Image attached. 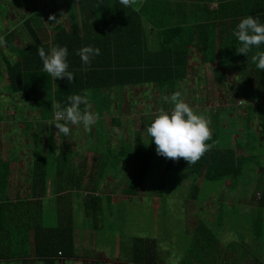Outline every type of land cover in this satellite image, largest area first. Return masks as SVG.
<instances>
[{
    "label": "trees",
    "instance_id": "obj_1",
    "mask_svg": "<svg viewBox=\"0 0 264 264\" xmlns=\"http://www.w3.org/2000/svg\"><path fill=\"white\" fill-rule=\"evenodd\" d=\"M200 1L203 3L198 2L188 6V11L186 10L185 15L183 14L185 23L176 21L174 27H164L166 31L162 37L160 53L151 56L150 54L154 51L149 52L148 57L152 69L145 68L144 70L142 59L138 60L139 63L135 58L138 52L142 53V46L138 45V42L133 51L136 54L129 61L123 57L105 58L103 56L102 58L98 55L91 60L90 65L85 66L76 54L78 48L89 44L98 46L111 56H113V52L121 53L120 51H124L126 47L123 41L124 36L134 28L126 31V28L123 29L119 22L107 28L106 18H110L111 21H132L140 20L141 15L139 14L140 11L135 9L120 7L119 0H115V2L113 0H67V7L72 6L75 9L71 11V15L69 13L67 16L69 24L66 25L62 19V16L65 15L63 10L61 12L55 11V22L51 24L50 39H44L48 27L40 28L36 20L29 15L20 26L23 41L17 37L14 31L9 32L4 39L18 56V59L11 61L8 57L6 58L7 69L6 71L0 70V85L5 84L6 88L13 93H22L23 99L35 103L42 110H50L55 101L64 104L67 96L73 93L82 94L89 80H92L90 87L105 90L115 85L139 84L151 80L164 88H176L179 87V81L187 77V71L183 65L188 63L187 57L191 45V48L201 54L204 63L213 64L219 82H222L224 78V71L237 72L235 75L238 78L240 95L255 102L253 106H250V111H254L261 120V141L264 143V71L257 69L251 60L252 55L264 50V44L259 47L254 46L247 55L238 53L235 48V45L238 46V42L232 35V30L244 16L258 17L259 21L264 23V0ZM215 3V8L209 6ZM0 8L1 12L4 13L5 4L3 2H0ZM169 9H172L171 5H169ZM78 12H80V19ZM169 13L170 10L167 11V15ZM96 20L101 21L97 23ZM189 23L193 25L190 32L187 28ZM140 24L141 22L138 23V26ZM184 31L185 36L190 35L185 37ZM51 45H66L68 47L69 70L74 73L72 81H68L66 77L53 80L47 73L42 72V61L37 53V48L44 47L47 51ZM130 49H133V46ZM180 55L183 57L180 58ZM167 56H169V61ZM124 61L135 63L138 67L129 70V64ZM167 62L169 66L161 67ZM113 119L116 120L117 118L114 117ZM216 120H218L217 116ZM219 135L217 140H215L214 135L213 139L211 137L209 141H206V143L211 144V147L194 163L188 164L182 157L175 160L167 158V166H170L168 171L176 168L183 171L191 170L195 171L197 178L203 176L204 182L224 181L232 178L230 180L233 183V180L237 179L247 169L251 160L237 156L231 148H223L222 143L226 144V139H220L223 132H220ZM53 147H56L55 139L52 141L51 148ZM163 157V155H158L156 150L140 148L133 166L132 178L129 180L130 186L138 189L140 184L146 180L154 162ZM65 159L63 157L62 162ZM103 160L106 161L107 157H104ZM13 162L7 156L0 159V193L6 191L8 187ZM110 162H112L111 156L107 163L110 164ZM57 164V160L51 161L50 157H39V159L34 160L33 179L35 187L32 193L35 196L42 198L45 195L48 175L46 168H52ZM66 166V162L63 163V167ZM236 188L238 187L232 184L229 189L234 191ZM259 196L261 202L258 210L261 217H248L253 219L250 225L254 226L251 229L256 237L263 234L261 223H264V193L259 194ZM195 197H198V194H195ZM7 199L0 204V208L6 212L8 217L7 220L2 221L1 228L6 227V221L9 228L6 231L12 233V237L15 235V230H19L20 227L27 228L29 233L25 231L22 234L25 236L24 240L29 242L30 231L36 228L34 234L36 255L48 256L59 251L67 256L75 254L74 227L69 224L72 222L70 218L67 219H70L69 223L61 224L53 230L54 235L41 234L38 229L43 226L38 227L37 225V212L42 210L41 207H33V202L30 200L13 203ZM89 199L93 202V204L90 201L87 203L88 206L92 207V209L88 207V215L93 223L92 227L104 225L105 223L99 217L100 198L91 193ZM34 203L41 206L39 200L34 201ZM13 205L16 207H12ZM225 218L220 210L214 221L215 226L209 225L205 220L198 223L194 242L189 251L185 253L181 264L184 262L185 264H246L247 260L252 259H248L249 251L241 246L244 245V241L228 244H224L222 241L219 234L220 230L226 229L224 227ZM133 239V246L130 251L132 255L129 253L132 264H154L158 253L157 238L135 235ZM256 258L259 261L260 257L256 256Z\"/></svg>",
    "mask_w": 264,
    "mask_h": 264
},
{
    "label": "crops",
    "instance_id": "obj_2",
    "mask_svg": "<svg viewBox=\"0 0 264 264\" xmlns=\"http://www.w3.org/2000/svg\"><path fill=\"white\" fill-rule=\"evenodd\" d=\"M16 1V0H15ZM53 0H21L22 7L16 8V12H14L15 17L21 16L20 13L22 10H39L34 9V7L43 9V7H46L49 11V16L55 17V11L61 12L63 10V13L65 14L62 16V19L66 25L69 24V20L67 18L69 12L67 11V0H61V5L56 8L55 10H52L50 5ZM115 2V0H113ZM198 2L203 3L200 0H135L134 4L131 7L125 8V9H135L137 11H140L139 14L141 15L140 20H112L110 18H106L107 21V28L112 27L116 25V23L119 22L121 27L123 29L126 28V31L130 30L132 27L134 28L132 31L127 33L124 37V43L126 44L124 51L119 52H113V56H111L108 52L101 49L100 56L103 58H115V57H123L126 60H132L135 56L134 49L136 48L135 44L142 46V53L136 54V60L142 59L143 62V70L145 68L152 69L151 63L149 62L148 54L150 51H154L151 53V56L158 55L161 50V43H162V37L164 32L166 31L165 26L168 27H174L176 25V21H179V23H185L184 21V12L188 11V6L190 4H197ZM17 5L19 6L20 3L17 1ZM5 4V3H4ZM157 4V6H156ZM165 5H167L165 7ZM169 5L172 6V9H169ZM212 8L216 7L215 4L209 5ZM13 6H8L5 4L4 13L0 12V18L2 17V20L0 22V41L3 40L6 37V35L14 31L17 34V37L19 36L18 33L20 32V26L23 24V21L29 17L27 16H21L23 19L16 24V26L10 30L7 31L6 28L9 26L15 18H12L9 16L8 12L12 9ZM69 7V6H68ZM120 7H123L122 5ZM79 10V8H78ZM170 10V13L167 15V11ZM79 19H80V12ZM185 15V14H184ZM31 16V15H30ZM152 18V19H150ZM49 19V18H48ZM66 20V21H65ZM104 20V19H103ZM49 21H54V18L52 20L49 19ZM81 21V20H80ZM97 23L101 20H96ZM141 22V24L138 26V23ZM193 23V22H192ZM192 23H189L187 25L188 31H191ZM54 24V23H50ZM186 28V27H185ZM125 31V32H126ZM190 35V34H189ZM188 35V36H189ZM185 36V31H184ZM185 36V37H188ZM23 41V39H21ZM133 46V49H130V47ZM190 50L188 52V63L187 65H183V67L187 71V77L185 79H188V73L194 72L196 69H200L201 66L198 68H193L194 65L191 66L192 59L197 60L199 58L200 53H198L195 49L191 48V45L189 46ZM10 48V47H9ZM11 49V48H10ZM12 50V49H11ZM168 54V53H167ZM175 56L177 54L173 53ZM180 58L183 57L182 55L179 56ZM202 57V56H201ZM167 59L169 61V56H167ZM128 61V69H135L138 67L135 63H131ZM140 63V61H138ZM207 66V64H205ZM169 66L168 62L166 64H163L161 67H167ZM7 69V68H6ZM1 70V69H0ZM6 71V70H1ZM197 71V70H196ZM85 74V73H84ZM87 76V74H85ZM184 80V79H182ZM180 80L179 82H181ZM92 80H89L86 83L85 90L89 94V110L96 113L99 117L97 122L91 126L90 130H87L85 133L82 130V126L80 130L72 132V128L70 125V133L66 137L63 136V134L60 135H54L51 131V124L54 120V105L47 110H42L40 107L39 116L35 118H30L28 120H21V124H19L20 127L23 128L24 133L27 134L31 129L38 130L36 133L31 134V137L33 139L32 143L27 141L26 146L28 147V150L33 152V161L35 159L44 158V157H50L51 161L57 160L58 164L55 165L52 168H46L47 170V179H46V187L47 191L45 195L42 198H39V196H35V194L32 193L34 186V179H33V172L31 171L30 164L23 163L21 159L19 158V153L24 150H20L19 152L16 150V167L13 168L12 165V171L9 179V184L6 189V191H1L0 193V204L3 203L7 198V201H11L13 203H17L18 201L23 200H30L33 202V207H41V211L39 210L38 218H37V225L43 226L39 227L38 232L39 233H46L48 236L54 235L53 230L57 229L61 224H67L70 219H74V217H77V214L80 215V217L83 216V214L88 213V207L89 209H92L91 206H88V202L91 200L89 199V194L94 193L97 198H100V209L102 211L103 206V196L107 197V203L110 205V203L113 202H119L122 198H125L127 201L134 200L135 198H139L140 200H143L144 202L148 198L150 202H152V198L158 197L154 196V192L158 193L159 196L165 195L168 192H171V190L166 189V187H169V183L171 185L175 184V180H178V176H182L184 174L183 170L179 169H173L171 171H168L170 169V166H167V158H161L159 161L154 162L153 166L151 167L150 173L146 176V180H144L138 189H134L130 186L129 180L132 178V172H133V166L136 161L134 158L138 154V150L140 148H150L151 150H155L156 146L154 143L151 142V140L144 141V138L147 137L146 133L142 134L140 129H135L132 126V120L135 118V115L139 113L141 115V118L145 121V124L147 125L150 123L152 116V110L149 107L150 103L145 101L142 102L141 105L136 107V101L135 99L131 100H125V95L118 92V88H123L125 86H132L137 84H126V85H115L109 87L108 90L101 89V88H93L90 87V82ZM219 82V81H218ZM220 84L223 83L219 82ZM152 86V88L157 89V105L159 106V110L163 108H167L168 105L166 102L162 99V97L166 94H169L171 91L178 90V87L170 88V87H162L161 85H158L155 81H147L144 83H139V85H143V88L146 89V85ZM155 92V91H154ZM166 92V93H165ZM116 93H118L116 95ZM153 93V92H152ZM151 94H146V98L149 97V99H152ZM240 95L234 94L233 95V102L234 104L239 102L235 99L236 96ZM199 97V96H198ZM244 99L245 103V115L243 114L242 118H239L241 120V126L238 127L237 130H232L228 134L226 131L223 132V136L221 138L226 139V144L222 143V147L231 148L233 151H235L237 156H240L242 158L250 159L252 161L253 158H255V155L261 153L263 151L264 143L261 141V120L257 115H250V106H253L255 102H252L248 100L246 97H242ZM25 102H29L26 101ZM243 102V104H244ZM32 103V102H31ZM35 104V103H34ZM36 106V105H35ZM192 106V105H191ZM38 107V106H37ZM194 110L197 112L203 113L206 115L209 120L212 119V139L215 135V140L219 138V133L221 129L226 130L229 126L228 124H225V122L216 121V116L218 117L219 112L217 109V106H213L211 108L205 107L204 109L201 106H192ZM111 119V121L117 125L118 127H122L123 125H127V132L128 135L126 136L121 131L114 132L111 134L108 132L106 128V124L108 119ZM117 118L114 120L113 118ZM237 119V123L239 121ZM254 120H260L259 124V132L254 129L253 122ZM218 127V128H217ZM45 129L47 133L46 135H42L40 132V129ZM52 128H55L52 127ZM253 131V138L250 137V133ZM75 134H77V138L75 137ZM78 134L79 137H78ZM132 136V137H131ZM7 137V136H6ZM148 138V137H147ZM56 141V147L51 148L52 141ZM81 139V142H76ZM49 142V145H46V142ZM76 142V144H74ZM129 150L125 151V145L128 143ZM148 142V143H147ZM260 143V144H259ZM256 144H259L255 146ZM7 150V141L5 144V153L0 157L5 158L8 157V154L10 152H6ZM11 155V154H10ZM112 157V162L108 164L109 157ZM264 156V154H263ZM63 157L65 159L64 162H62ZM107 157V160L104 161L103 158ZM67 164L66 167H63V163ZM162 165V169H160V176L161 181L163 182L160 185V188L154 190L153 186L148 183L149 178L152 176L154 170L159 166ZM191 171V170H190ZM264 171V167L259 165V168L257 169V173L261 174ZM245 172V178L247 179V170ZM110 173V177L115 179L114 182H111V185H113L110 192H101V188L103 187L105 178ZM31 176V177H30ZM168 176V177H167ZM172 177V180H170L169 177ZM200 179V181H198ZM192 179V188L193 193L190 199L197 198L195 197V194H198L200 192V184L204 183L203 176H199L198 178L194 175ZM122 185V188L120 191H116V187L118 185ZM234 183V182H233ZM231 183V180L226 179L225 186L229 187L233 184ZM148 184L149 191L147 190L146 186ZM237 186V185H236ZM38 187V186H37ZM40 187V186H39ZM144 187L143 190H141ZM238 187V186H237ZM199 188V189H198ZM239 188V187H238ZM264 190V187L262 188ZM86 191V193H84ZM237 190L231 191L235 192ZM73 192H77V195H74ZM185 196L184 193H180ZM259 194V193H258ZM82 195V196H81ZM154 196V197H153ZM68 197V198H67ZM67 199V200H64ZM253 196H251V199ZM54 200L57 201L58 207L53 212H50L48 209V200ZM75 199L76 207L72 209V203L71 200ZM41 201V206H38L34 203V201ZM184 200V199H183ZM213 200V199H212ZM6 201V202H7ZM214 201V200H213ZM250 201V200H249ZM50 202V201H49ZM203 202V201H202ZM12 207H16L13 205ZM221 210V207L218 208L219 213ZM54 216V217H53ZM89 217V215L87 214ZM100 217V213H99ZM264 217V214H263ZM56 219L53 223L52 221H49L48 219ZM70 218L69 220H67ZM90 218V217H89ZM101 218V217H100ZM7 214L6 212H3L2 208H0V264H4L3 261L10 262V264H132V260L129 257V253L132 248L125 251L123 254H121V251L116 252V254L113 256L116 259L113 260L112 258L108 257L105 253V248L103 252H93L92 254L87 253V250L85 247H81L82 244L85 242L91 243L92 240L94 241L96 239V235L105 230V224L104 225H98L92 227V225H89V228L85 231V234L82 235V233L79 230H75L74 228V245H75V254L73 256H67L66 254H62L60 251L56 254H50L48 256H40L36 255V245L34 243L35 239V230L30 231V236L28 241L26 242L25 236L22 234V232L27 231L29 233V230L27 228L20 227L19 230H15V235L12 237V233L7 232L6 229L9 230L7 227V223L5 221V228H1L2 221L7 220ZM103 219V216L101 220ZM89 220V219H88ZM56 222V223H55ZM65 224V225H66ZM69 224H72L69 223ZM74 226V225H73ZM52 229V230H51ZM83 232V231H82ZM94 236L90 239V236L93 234ZM79 235V239H76V236ZM263 235V234H262ZM257 235V240L259 243H261L262 250L264 251V238L263 236ZM42 236V235H41ZM256 237V236H255ZM121 236H117L114 241L120 245ZM27 239V238H26ZM134 240V239H133ZM10 242L14 243L13 248V254L12 252H8L10 249ZM91 247V246H90ZM81 249L84 251V253H80L78 249ZM121 249V248H120ZM158 250V249H157ZM94 251V250H92ZM259 253V250H257ZM264 254V253H263ZM18 257V258H16ZM258 257H260L258 263L264 264V255L258 254Z\"/></svg>",
    "mask_w": 264,
    "mask_h": 264
},
{
    "label": "rangeland",
    "instance_id": "obj_3",
    "mask_svg": "<svg viewBox=\"0 0 264 264\" xmlns=\"http://www.w3.org/2000/svg\"><path fill=\"white\" fill-rule=\"evenodd\" d=\"M19 2L18 6L16 2ZM43 1V0H41ZM0 2L5 3L8 6H13L9 10L8 14L10 17L15 18L13 22L7 26L6 30H12L17 23H19L23 18L21 16L31 15L40 28L45 26L48 27V31L44 36V39H50L51 24L55 22L49 21V11L46 7L43 9L34 7V9L39 10H22L21 16L14 15L16 12V6L18 8L22 7L21 0H0ZM61 5V0H53L51 2V9L55 10ZM67 7V5H66ZM72 6L67 7V11L71 15V11L75 10ZM1 12V8H0ZM2 17L0 18V22ZM66 21V20H65ZM53 32V30H52ZM18 37L22 39L21 33H18ZM11 59V61H16L18 56L9 48L6 42L0 41V69L6 70L7 61L6 58ZM194 65V67L192 66ZM207 64V66L205 65ZM202 65V66H201ZM191 66L193 68H198L194 72L188 73V79H184L180 82L178 90L182 93L183 99L190 105L201 106L203 109L205 107L217 106L219 115L218 123L225 122L228 124L226 130L221 129L220 132L226 131L228 134L230 131L237 130L241 126V120L243 114L245 113V103L244 99L239 95L236 96V100L242 99V102H233V95L238 94V78L234 71H224L223 83H219L216 78L214 66L212 63H204L202 57L199 55L197 60L192 59ZM158 89V88H157ZM152 86L146 85V89L143 85H132L125 86L123 88H118V92L125 95V100L135 99L136 107L142 104V102H149L150 108L152 110V116H154L159 111V106L157 105V92ZM155 91V92H154ZM153 92V93H152ZM152 99L146 98V94H151ZM166 93V92H165ZM118 93H116L117 95ZM199 96V97H198ZM39 107L31 101L25 102L22 93H13L6 88V85H0V157L5 153V144L7 141V150L10 152L8 158H11L14 162L12 163L13 168L16 167V150L19 152V158L23 163L30 164L31 171L34 169L33 152L28 150L26 146L27 141L32 143L33 139L31 134L36 133L38 130L34 128L31 129L27 134L24 133L21 124V120H28L30 118H35L39 116ZM250 115H256L254 111H250ZM245 115V114H244ZM237 119H239L237 123ZM260 120H254L253 127L259 132ZM55 124H51L52 133L54 135L61 133L57 132L58 129L52 128ZM132 126L135 129H140L142 134H145V121L141 118V115L137 113L135 118L132 120ZM209 127L212 132V119L209 120ZM72 132L80 130V125H71ZM106 128L111 134L114 132L121 131L126 136L127 125L118 127L115 125L110 117L107 121ZM218 128V127H217ZM85 133L87 130L82 128ZM42 135H46L47 131L43 128L40 129ZM80 134H78L79 137ZM7 136V137H6ZM77 138V134H75ZM132 137V136H131ZM250 137L253 138V131L250 133ZM150 140V139H149ZM144 141H148L145 137ZM81 142V139L76 141ZM76 142L74 144H76ZM128 143H126L125 148L129 150ZM260 144V143H259ZM256 144L255 146L259 145ZM49 145V142H46ZM264 145V144H263ZM14 154V155H13ZM264 147L263 151L257 155L247 166V179L245 178V172H242L239 177L234 181L233 184L237 185L235 192L229 187L225 186L226 180L218 181H205L200 184V192L198 197L189 198L193 193L192 188V177L195 175V171H186L182 176H178V180H175V184L171 185L166 189L171 190L165 195L159 196L158 193L154 192V199L152 202L147 198L144 202L139 198L127 201L122 198L119 202H111L110 205L107 203V197L103 196V206L102 211L99 209L100 217L105 223V230L99 232L96 235V239L91 243L85 242L81 247H85L87 253L92 254L93 252H103L105 248V253L108 257L115 260L113 257L116 252L121 251L123 254L125 251L129 250L133 246V237L135 235H140L143 237H155L158 241V253L157 259L154 264H181V261L187 251H189L190 246L194 242V236L197 230L198 223L201 220H205L209 225L215 226L216 212L218 208L221 207V212L225 215L224 227L226 229L220 230V236L224 244L231 242L244 241L242 248L249 251L250 260L246 261V264H260L257 262L256 256L258 254L264 255L261 243L258 242L255 237L254 231L251 227H254L248 217L260 218L258 206L260 205V196L263 194L264 190V171L261 174L257 173L259 165L264 167ZM136 159V156L134 157ZM160 169L162 165L160 164L153 172L152 176L149 178L148 183L153 186L154 190L160 188L163 183L161 181ZM31 177V176H30ZM168 177V176H167ZM172 180V177H169ZM199 178L198 181H200ZM229 179L232 178H228ZM115 179L110 177V173L105 178L101 192H110L113 188L111 182ZM122 185L116 187V191H120ZM149 191L148 184L146 186ZM144 187L141 189L143 190ZM77 195V192H73ZM86 193V191H84ZM184 193L185 196H183ZM259 193V194H258ZM82 196V195H81ZM251 196L253 198L251 199ZM68 198V197H67ZM184 199V200H183ZM214 201H213V200ZM48 200L47 204L49 211L54 213V210L58 207L57 201ZM64 200H67L64 198ZM250 200V201H249ZM50 201V202H49ZM75 199L71 200L72 209L76 207V203L73 202ZM203 201V202H202ZM88 214V213H87ZM86 212L80 217L71 219L72 226L75 230H79L82 235L92 225V220L87 216ZM54 217V216H53ZM48 219V218H47ZM89 219V220H88ZM49 220V219H48ZM56 219H50L52 223ZM56 223V222H55ZM235 225V226H234ZM263 229L264 238V223H261ZM83 231V232H82ZM93 233L90 239L94 236ZM117 236H121L120 240L122 243L120 245L114 241ZM219 236V237H220ZM79 239V235L76 236ZM14 243L10 242V249L8 252H12L14 248ZM91 246V247H90ZM121 248V249H120ZM80 253H84L83 250L77 248ZM76 250V248H75ZM94 250V251H92ZM259 250V253L257 252ZM131 253V252H130ZM12 255L13 252L11 253ZM132 255V253H131ZM18 258V257H16ZM219 260V259H218ZM4 264H10V262L3 261ZM185 264V262H184Z\"/></svg>",
    "mask_w": 264,
    "mask_h": 264
},
{
    "label": "clouds",
    "instance_id": "obj_4",
    "mask_svg": "<svg viewBox=\"0 0 264 264\" xmlns=\"http://www.w3.org/2000/svg\"><path fill=\"white\" fill-rule=\"evenodd\" d=\"M134 2L135 0H119V5L125 9L131 7ZM53 18L49 16L50 20ZM232 35L238 42V46L235 45L236 51L247 55L254 46L264 44V23L260 22L258 17L244 16L232 30ZM100 52L98 46L91 44L76 50L85 66L90 65L91 60ZM37 53L42 61L43 73H47L53 80L66 77L68 81H72L74 73L69 70V50L66 45H51L47 51L44 47H38ZM251 60L257 69L264 71V50L252 55ZM162 99L168 107H162L146 125L148 142L150 139L155 144L158 155L174 160L182 157L188 164L196 162L211 147V144L206 143L212 137L209 118L194 110L183 99L179 90L171 91ZM239 102L243 103L242 99ZM89 104V94L86 90L82 94L73 93L67 96L64 104L56 103L52 123L58 129L57 132L66 137L71 131L70 125H80L85 130H90L99 117L89 110Z\"/></svg>",
    "mask_w": 264,
    "mask_h": 264
}]
</instances>
